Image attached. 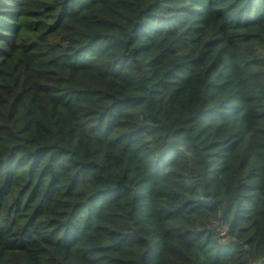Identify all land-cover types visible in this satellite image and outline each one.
<instances>
[{
  "label": "trees",
  "instance_id": "obj_1",
  "mask_svg": "<svg viewBox=\"0 0 264 264\" xmlns=\"http://www.w3.org/2000/svg\"><path fill=\"white\" fill-rule=\"evenodd\" d=\"M0 264H264V0H0Z\"/></svg>",
  "mask_w": 264,
  "mask_h": 264
},
{
  "label": "built area",
  "instance_id": "obj_2",
  "mask_svg": "<svg viewBox=\"0 0 264 264\" xmlns=\"http://www.w3.org/2000/svg\"><path fill=\"white\" fill-rule=\"evenodd\" d=\"M223 234V232H221Z\"/></svg>",
  "mask_w": 264,
  "mask_h": 264
}]
</instances>
